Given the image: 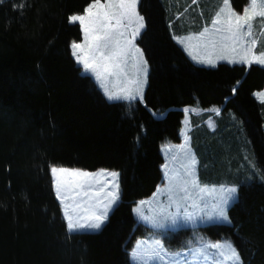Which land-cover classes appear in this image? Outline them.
<instances>
[{
  "label": "trees",
  "instance_id": "1",
  "mask_svg": "<svg viewBox=\"0 0 264 264\" xmlns=\"http://www.w3.org/2000/svg\"><path fill=\"white\" fill-rule=\"evenodd\" d=\"M201 2L212 15L215 1ZM92 3L0 0V264H130L134 240L148 233L132 208L162 183L160 147L180 143L185 108L219 110L192 119L194 128L208 118L215 125L200 127L195 154L205 184L223 177L238 188L230 224L196 232L230 239L243 264H264V104L253 97L264 89V68L195 66L170 31L183 0H140L145 29L137 45L149 69L143 101L109 103L70 51L82 31L69 17ZM247 3L230 0L237 14ZM52 167L120 174L119 202L99 232L67 231ZM192 234L169 237L186 242Z\"/></svg>",
  "mask_w": 264,
  "mask_h": 264
},
{
  "label": "snow or ice",
  "instance_id": "2",
  "mask_svg": "<svg viewBox=\"0 0 264 264\" xmlns=\"http://www.w3.org/2000/svg\"><path fill=\"white\" fill-rule=\"evenodd\" d=\"M137 5L138 0H107L106 3H101V0H93V3L85 9V14L69 17V23L78 22L80 24L84 36L83 43L73 42L71 46L73 55L77 63L83 66L85 72L91 73L97 81L101 82L105 96L110 101L133 100L137 97L142 100L143 98L147 62L143 59V54L135 46L134 41L142 34L145 22L137 12ZM224 11L227 12L225 21L227 27L223 31L227 35L221 36L219 40H205L209 31L205 28L198 36L189 37V40L200 41L201 43L196 46L203 47L208 53L204 58L197 59L196 56L192 58L198 63H206L211 66H215L217 60H225L228 63L264 65V53L256 56L253 54L252 47L244 48L245 37L251 36L252 21L257 16L264 17V0H249V6L245 8L242 15L232 9L230 0H223L221 12ZM213 23L217 24L220 21L216 20ZM133 24L135 27H132ZM128 30L131 31L130 39L127 35ZM215 31L219 33L222 29L216 28ZM178 42L183 43V41ZM237 44L243 49V54L239 56V59L229 55V51L237 52ZM251 44L254 47L256 41L252 40ZM217 47L218 55L214 60L211 57ZM133 48L135 53L140 54L139 64L136 69V78L128 79L122 65ZM209 48L212 51H208ZM141 73L145 79L139 78ZM120 75L125 76L127 81L125 87L119 92L109 91L108 76L118 77ZM259 98L264 103V93H260ZM215 111L219 114L218 110ZM181 148L187 157V163L182 164L183 174L177 173L175 176H169L167 171L165 172L168 181L167 191L171 193L168 196L170 201L168 207H174L176 211L169 212L162 208L159 217H150L142 212V205L145 203L143 201L141 206H137L134 211L141 220L151 224L154 228L171 227L175 230V228L189 225L195 228L198 223L229 222L227 206L236 199L238 188L222 186L219 189L218 202L209 209L204 201V196L209 193L208 186L201 185L196 176L197 160L190 149H186L183 145ZM165 169H167V165H165ZM51 172L56 178L57 199L64 205V215L69 232L99 229L107 219L112 205L119 199V173L105 170L90 173L55 167L51 169ZM60 177H64V179L61 180ZM68 177L73 179L68 180ZM163 191L165 189H158V192ZM211 191L215 192L216 189ZM69 200L72 201L71 205L66 203ZM69 207H72L73 211L79 209L86 215L74 220L67 211ZM189 208L194 211H188ZM180 209H184V211L181 212ZM195 244L196 246L190 247L187 252L168 253L160 241L155 240L143 252L134 251L133 256L142 264H243L240 253L230 241L211 242L201 238Z\"/></svg>",
  "mask_w": 264,
  "mask_h": 264
},
{
  "label": "rangeland",
  "instance_id": "3",
  "mask_svg": "<svg viewBox=\"0 0 264 264\" xmlns=\"http://www.w3.org/2000/svg\"><path fill=\"white\" fill-rule=\"evenodd\" d=\"M139 1L140 0H138V5H139ZM214 1H215V3H214V5H215L214 9L215 10L214 9L212 10L213 14L212 15H208V14L205 15L204 12L203 13L201 12L202 11L201 10V7H202L201 0H193V1L192 0H183V3L181 5H179L181 7L180 12H178L179 7H176V13H173L174 15H173L172 20H174L175 17H177V20L173 21L171 26H170L172 38H173L174 42L176 43V45L186 55V57L197 67L215 68L219 64H225V65H229V66H233V65L244 66L243 63H228L225 60H217L216 65L211 66V65H208L206 63H198L197 60H194L192 58L193 56H196L197 59L204 58V57H207L208 53L205 51V49L203 47L196 46V45H199L201 43L200 41H197L195 39L189 40L188 39L189 37L198 36L201 32L204 31L205 28L209 29L208 33L206 34L205 40H211V39L219 40V38L221 36L227 35V33L225 31H223V29H225L227 27V24L225 23V21L227 20V12L226 11L221 12V9L223 8V0H214ZM106 2H107V0H104L101 3H106ZM138 5H137V12L139 13ZM246 6L248 7L249 3ZM244 9H245V7H244ZM244 9L242 10L241 13H239V15H242L244 13V11H245ZM94 11H97V10L94 9ZM83 14H85V12L82 14H76V15H83ZM139 15H140V13H139ZM216 20H219L220 23L214 24L213 22ZM113 23H114V21H113ZM260 23H261V20H259V16L256 17L252 21L251 36L245 37L246 43L244 44V48L252 47L253 54L256 56H259L262 53L261 48L264 47V40L262 38L264 36V31L263 30L260 31V29H258V27L260 26ZM71 24L80 25L78 22L77 23H71ZM132 27H135V24H133ZM216 28H220V29H222V31L218 33L215 31ZM144 29L142 30V32L144 31ZM245 30H246V26H245ZM255 32H256V35H255ZM259 34H262V36L257 38V39L254 38V37L258 36ZM127 35H128V38L130 39L131 38V31L130 30H128ZM139 37L134 41V44L136 47H138L137 40L139 39ZM83 40H84V36H83V32H82L81 41L76 42V43H83ZM252 40L256 41V44L254 47L251 44ZM178 41H183V43L178 42ZM72 44H71V46H72ZM256 45H257V50L255 52ZM71 46H70L71 56H72L73 60L75 61L76 65L81 68L83 75L89 76L94 81V83L98 86L99 91L102 93V95L104 96V98L106 99L107 102L132 104L136 101H139L140 103L143 101V98L141 100L139 97H137L136 99H133V100H125V99H118V100H111V101L108 100L107 97L105 96L101 82L97 81L91 73L85 72L83 69V66L81 64L77 63L76 58L73 55V49ZM236 47H237V52L231 53V51H229V55L234 56L236 59H239V56L243 54V49L240 48L239 44H237ZM262 50L264 52V48ZM208 51H212V49L209 48ZM141 52L143 54V59L145 60L144 53L142 50H141ZM139 55H140L139 53H135V49L133 48L131 51V54L126 59V62L122 65V67L124 68V72L127 74L128 79L136 78V69H137V66L139 64ZM217 55H218V47H217L216 51H213L211 58L215 60ZM250 65H257L259 67L264 68V65H261L258 63H252ZM250 65L248 64V66H250ZM148 72H149V69H148V65H147V76H146V83L143 86V96H144V92H145V89L147 86ZM139 78L145 79V77L143 76L142 73L140 74ZM126 83H127V81H126L124 75H120L118 77L117 76H108V78H107V86L109 88V91L119 92L120 89L125 87ZM260 93H264V90L261 92H256L253 95V97L257 102L264 104L261 102V99L259 98ZM183 110H184L185 117L182 121L183 122V128H182L181 133H180V136L182 138V144L180 146H177V147L171 146L172 151L168 155H167V153H165L164 161H165V165H167V169H165V167H164V170L167 171L169 176H175V175H177V173H179L181 175L183 174L184 168L182 167V164L187 163V157L185 155V151L182 150V148H181V146L183 145L186 149H190L191 153L194 154V156L197 160L196 176L198 178L199 183L205 185L204 178L206 179L208 174H204L203 178L201 177V171H200L199 164H198L199 161H198V158L195 154L196 152H195L194 148H195V145L197 144V139H198V135H199L200 130L202 128H205V129L209 128L211 130V129H214L215 125L210 120L208 123H207V121H204V122H202V124L200 126L198 125L197 127L194 128V127H192V124L195 122H193L192 119H195V118H197L203 114L210 116V117L213 115L217 116L218 114H217V111H215V110H218V109L214 108L208 112H200L199 110H196L193 108H185ZM185 110H187V111H185ZM218 112H219V110H218ZM197 115H199V116H197ZM153 116L155 118H158V119L163 118L162 114H153ZM201 126H203V127L200 128ZM186 137H187V140H186ZM173 151H177V152L174 153ZM55 168L59 169L62 167H55ZM51 169H50V176H51V180H52L54 195H55L56 200L60 206L62 216H63L64 221H65L66 226H67V220H66L65 215H64V205L61 204V202L57 199V193H56V189H55L56 178L53 176ZM65 169L80 170V169H74V168H65ZM81 171H84V170H81ZM99 171H101V170H97V171H93V172L87 171V172L96 173ZM105 171L112 172L110 170H105ZM114 172H116V171H114ZM57 176H59V174H57ZM60 179L63 180L64 177H60ZM67 179L72 180L73 178L68 177ZM163 179L166 180L165 173H163ZM221 180L222 181H219V183H217V184L209 183V185H210V187H208L209 193L204 196V201L207 203L209 209L211 208V206L213 204L218 202L219 189L222 186L223 187L235 186L231 183H228L226 178L222 177ZM163 183L161 185H163ZM166 184L168 185V181H166ZM212 189H216V191L213 192V191H211ZM170 194L171 193H169V192L167 193V195H170ZM119 197H120V174H119ZM236 200H237V195H236V199L234 201H231L229 203V205L227 206V211L236 202ZM118 202H119V199L114 205H112L111 209L108 212L107 219H108L110 213L112 212V210L117 206ZM66 203L71 205L72 201L69 200V201H66ZM137 206H141V204H136L133 208L136 209ZM162 208L166 209L169 212L176 211V209L174 207L169 208L168 205H166L164 207H158L157 204L154 202L151 205H142V212L144 215H147L150 217H159V214L161 213ZM67 211L69 212V214H71L73 216L74 220L77 218H82L83 216L86 215V213H84L83 211H81L79 209H77L76 211H73L72 207H69L67 209ZM180 211L183 212L184 209H180ZM188 211H194V209L189 208ZM133 215L138 217V215L136 214V212L134 210H133ZM107 219L101 224V227L99 229H82V230L72 231L70 233L68 231V228H67V231L70 234L97 233L100 231V229L106 223ZM81 222H83V220H81ZM213 224L229 225L230 222L219 221V222H207L204 224L198 223L195 228H193L191 225H189V226H185V227L175 228V230H173L171 227L154 228L151 224H149L143 220H142L141 225L152 227V229H153V233L151 234L152 237H154L155 240H160L162 245L164 246L165 250L167 252H169L171 250H174V251L178 250V249L174 248L175 246H176V248L183 247L184 245L187 247L196 246L195 242L199 241L201 238H203L205 241H211V242H225V241L231 242V240L228 238H223L222 240H219V241H212L208 237L196 232V230L199 228L207 227V226H210ZM181 230H191V231H194V234H192L191 238L187 239L186 242H184V241L181 242L179 240V237H175V238L169 237L171 234L176 233V232L181 231ZM167 237H169V239H167ZM166 248H171V249H166ZM210 251H214V250H210ZM131 256H132L131 260H133L134 256L133 255H131Z\"/></svg>",
  "mask_w": 264,
  "mask_h": 264
},
{
  "label": "crops",
  "instance_id": "4",
  "mask_svg": "<svg viewBox=\"0 0 264 264\" xmlns=\"http://www.w3.org/2000/svg\"><path fill=\"white\" fill-rule=\"evenodd\" d=\"M248 3H249V0H248ZM247 3V4H248ZM247 7V6H246ZM245 7V8H246ZM245 10V9H244ZM258 17V16H257ZM259 20H261V23H260V26L258 27V29H260V31L261 30H263L264 31V17H259ZM262 36V34H259L258 36H256V37H254V38H259V37H261ZM263 38V40H264V36L262 37ZM264 47H262L261 48V51H262V53H264L263 52V49ZM256 50H257V45H256V47H255V52H256ZM243 65L244 66H248V64H244L243 63ZM97 86V85H96ZM97 88H98V86H97ZM264 90V89H263ZM262 90V91H263ZM261 92V91H260ZM183 112H184V110H183ZM206 112H208V111H206ZM204 115V114H203ZM197 116H199V115H197ZM184 117H185V115H184ZM198 118H200V116L198 117ZM184 119V118H183ZM183 121V120H182ZM204 121H207V123L210 121V118H208V119H204ZM203 121V122H204ZM197 124L199 125L200 123H199V121H197ZM192 127H194V124H192ZM182 128H183V122H182V124H181V128H180V133H181V130H182ZM209 129V128H208ZM210 130V129H209ZM212 131L214 130V129H211ZM180 133H179V135H180ZM180 139H181V141H180V143L179 144H172V143H168V142H165V143H163L162 145H161V147H160V153H161V156H162V160H163V163H162V165H161V171H162V174L163 173H165L166 171L164 170V167H165V161H164V155H165V153H167V155L172 151V149H171V146H174V147H177V146H180L181 144H182V138H181V136H180ZM174 153H176L177 151H173ZM171 162V161H170ZM166 181H167V179L165 180V179H163V181H162V183H163V185H159L158 186V189H165V191H163V192H158V189L156 190V192L154 193V194H156L155 196L153 195L150 199H148L147 201H143V202H145L143 205H151L152 203H156L157 204V206L158 207H164V206H166V205H169V203H170V201H169V199H168V196L169 195H167V193H168V191H167V188H168V185L166 184ZM201 185H204V184H201ZM205 185H207L208 187H210V185L209 184H205ZM161 186V187H160ZM212 194V193H211ZM159 198V199H158ZM136 204H141V202H138V203H136ZM135 204V205H136ZM134 205V206H135ZM133 206V207H134ZM135 208H132V212H133V210H134ZM133 217H134V219L138 222V224H142V220L139 218V216L138 217H136V216H134L133 215ZM147 229H148V233L144 236V237H142V238H137V239H135L134 240V242H133V244H132V247H131V250L132 251H130V253H129V259H130V263L131 264H142V262L141 261H139L137 258H133V260H131V258H132V256L131 255H133V253H134V251H137V250H139V251H141V252H143L145 249H147V247H148V245H150V244H153L154 243V241H155V239H154V237H152V233H153V229H152V227H150V226H145ZM69 231V230H68ZM71 233V232H70ZM160 241V240H159ZM160 243H161V241H160ZM186 244V243H185ZM161 245H162V243H161ZM163 246V245H162ZM192 247H195V246H192ZM163 248H164V246H163ZM175 249H178V250H176V251H174V250H171V251H169L168 253H176V252H187L188 250H189V248L190 247H187V246H183V247H180V248H176V246L174 247ZM165 249V248H164ZM166 249H171V248H166Z\"/></svg>",
  "mask_w": 264,
  "mask_h": 264
}]
</instances>
